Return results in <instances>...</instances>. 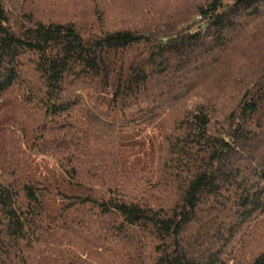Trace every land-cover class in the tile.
I'll return each mask as SVG.
<instances>
[{
    "label": "trees",
    "instance_id": "1",
    "mask_svg": "<svg viewBox=\"0 0 264 264\" xmlns=\"http://www.w3.org/2000/svg\"><path fill=\"white\" fill-rule=\"evenodd\" d=\"M0 264H264V0H0Z\"/></svg>",
    "mask_w": 264,
    "mask_h": 264
}]
</instances>
